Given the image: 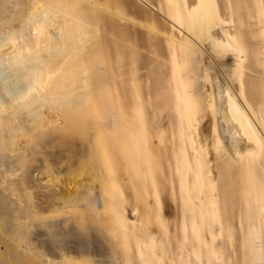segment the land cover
<instances>
[{
	"label": "bare ground",
	"instance_id": "obj_1",
	"mask_svg": "<svg viewBox=\"0 0 264 264\" xmlns=\"http://www.w3.org/2000/svg\"><path fill=\"white\" fill-rule=\"evenodd\" d=\"M88 2L95 7L99 5L97 0ZM21 3L20 0H0V20L6 19L10 24H15L7 33L0 34V47L9 43L6 50L0 48V63H7L14 71L11 80L3 77L2 83L1 79L3 88H0L8 97L4 100L0 95V264H119L123 258L129 261L131 256L127 249L136 239V231L117 211L112 216H105L102 210L106 202L104 186L118 181L121 185L129 186L137 202L144 208V213H150L142 194V187L150 186L148 171L143 168L139 174L137 170L142 164H148L150 155L148 150L146 155L145 151L141 153L142 150H136L135 143L138 141L134 142V124L139 115L136 95L122 84L119 85L120 103L115 101L117 99L113 93L107 92L110 89L105 92L102 87L98 93L99 99L94 98L90 87L94 85V88H99L100 84L88 79L87 68L82 60H78L81 52L69 56L77 46V36L87 28L84 18L74 14L68 17L69 9L67 12L64 7L61 8L62 0H29L27 10ZM166 4L168 9H172L173 25L183 35L179 39L170 35L165 37L178 47L183 60L181 70H175L182 85L178 87L174 83V86H170V83L166 85L162 81L163 84L153 75L152 88L156 101L159 102L161 98L162 106L166 105L164 114L173 112L170 120L174 121L177 117L182 133H191L198 126V121H192L191 112L187 114L188 109L184 108L188 107L186 100L189 108L198 113L197 116L202 112L209 119L212 115V121H216L211 133L214 144L217 146L219 140L222 142L224 138L229 144L223 163L233 165L234 161L240 162L242 166L237 170L240 173L246 166L242 161L247 151L257 154L264 142V131L262 125L258 124L264 119H259L257 114L255 117H258V121H254L248 112L249 109L253 112V102L261 97L264 101V71L259 72V66L264 68V61L253 59L254 65L247 66L252 73L259 74L262 80L260 91V82L257 84L255 81L258 75L252 77L255 78L253 80L242 76L247 72L244 69V61L247 60L245 47L237 40L236 33L233 35L228 30V20L223 18L217 0H167ZM238 4L235 3L232 13L233 10L235 13L242 11L241 3ZM249 5L255 9L254 12L258 8L255 13L257 21L253 24L264 27V0H250ZM254 5L256 8L252 7ZM98 64L95 62L94 67H98ZM21 80L27 82L26 86L16 87L14 83L18 84ZM8 84H13L15 89H10L12 87ZM257 104L260 107L264 105ZM167 106L173 107L174 111L168 112L170 109ZM257 111L251 113L255 115ZM161 115H157V118ZM166 115L158 121L154 115V121L148 123V132L157 136L163 133V129L167 131L163 125ZM204 116L200 123L205 120ZM198 118L195 115L194 119ZM76 138L83 148L80 164L85 165V171L82 175L86 173L89 182L68 187L64 193L57 195L53 164L55 149L60 146L69 149ZM100 141H108L110 154L115 157H112L115 168L125 171L119 173L120 180H116L112 174L106 176L109 171L102 175L106 168L109 170L110 157L106 158L100 150ZM242 141L246 144L243 145ZM144 148L146 150V145ZM103 165L105 169L101 172ZM217 178L220 182L224 179ZM244 178L240 176L237 180L242 181L241 189L240 183L229 184L232 191L239 188L240 194L245 196L250 188L253 189L252 196L245 198H253L259 204L257 207L263 213L260 221L264 229V191L257 192L255 184H251L249 178L248 181ZM193 179L203 188L197 189L199 193L195 194L196 207L192 208L196 212L191 207L188 209L203 216L206 210L214 207L212 203L216 202L213 200L220 197V192L217 191L216 196L210 184L204 182L205 179L213 180L208 163L199 166ZM246 181L251 184L246 183L248 188ZM249 248V264H264V238L255 241ZM99 251L102 252L100 258H90L92 253Z\"/></svg>",
	"mask_w": 264,
	"mask_h": 264
},
{
	"label": "rangeland",
	"instance_id": "obj_2",
	"mask_svg": "<svg viewBox=\"0 0 264 264\" xmlns=\"http://www.w3.org/2000/svg\"><path fill=\"white\" fill-rule=\"evenodd\" d=\"M28 1L20 0V2H23L21 3L22 7L26 8V10L29 6L27 4ZM97 2L99 5L95 7L88 0H62L63 6L61 8L63 9L64 7L67 12L69 9L67 16L72 17L71 15L73 14L81 16L84 18L83 22L87 27L82 35L77 36V46L69 56L76 52H81L82 56L78 57V60H82L85 68H87L88 79L100 84L99 88H94V85L90 87L94 98L98 97L102 87L105 92L110 89L107 92L113 93L114 98L117 99L115 101L120 103L121 92L119 91V85L122 84L127 86V89L134 96L136 95L135 102L139 115L138 117L136 116L134 124L136 127L134 142L138 141L141 143H135L137 146L136 150H142L141 153L145 151L144 155H146L148 150L147 152L151 158L148 156L149 161L145 165L142 164L143 161L141 160L142 165L140 164L141 167L137 168L139 174L142 173L143 168L148 171L150 180L148 185L150 186L142 187L144 192L142 194L144 195L145 203L149 205V215L144 213L142 210L144 208L137 202L133 190L129 186L121 185L118 181L114 184L107 183L104 186L106 202L102 214L112 216L113 212L117 211L127 219L131 228L137 233L136 239L132 240L129 244L130 248L127 249L131 259L128 261L123 258L119 264H249V246L255 241H262L264 238L263 222L262 220L260 221L263 213L260 212L259 204L254 202L253 198H249L250 201L247 199L252 196V188L249 187L250 192L247 191L246 193L248 194L245 196L240 194L239 188L237 191H234V189L232 191V185L235 182L240 183L239 187L241 189L243 186L241 184L242 181L240 182L241 179L237 182L241 176L245 177L244 180L247 178L251 181L253 180L250 183L255 184L257 192L264 191V142L257 154L247 151L248 153L245 154L242 161L246 163V166L243 171L241 170L240 175L239 171H237L242 166L240 162L234 161L233 165H224L226 159L224 160L223 157L228 153L226 149H229L227 138H224L225 140L223 139L222 142L219 140L217 146L214 144L211 133L213 130L212 126L216 121H212L213 116L210 115L208 119L202 112L197 116L198 113L189 108L188 100L185 101L188 107L184 108L188 109L187 114L191 112L192 121L195 123L198 121L197 130L192 131L193 133H187V131L182 133L180 124L176 120L177 117L175 116L176 119L174 118V121L172 118L170 120L173 112H165L169 116L168 119L166 115V122L164 120L163 124L167 131L163 129V133H160L162 134L161 136L157 134L158 137L156 134L153 135L148 132V123L154 121L152 120L154 119L153 116L156 115V120L162 118L163 115L165 116L164 111L167 110L165 104V107L162 106L161 98L158 100L159 102L156 101L155 90L152 88L154 76L160 79L159 82H166V85H169V83L171 84L170 86L177 84L179 87L182 85V80L177 77L179 75L177 71L179 72V68L181 70V61L183 62V60L180 58L178 47L168 42L165 37L170 35L169 37L176 36L179 39L183 35L173 25L172 20H174V17L173 14L171 15L172 9L167 8V0H97ZM246 2L245 0H217V5L222 11L223 18L228 20V27L230 28L228 30H231L232 32H230L233 35L236 33L237 40L243 43L245 47L247 60L244 61L246 66L244 69H246L247 74L243 73L242 76L252 80L256 78L257 84L260 82L258 86L260 90L262 80H260L259 74L252 73L253 71L249 70L251 68L248 69L247 66L251 65L252 67L254 60H258V58L264 61V41H262L264 39V27L253 24L257 21L255 13L258 8L254 12L255 9L250 8V0H246ZM235 3L236 5L241 3L240 9L242 11L235 13L236 11L233 10L234 12H231ZM229 5L232 7L229 8ZM226 6H228V10H226ZM252 7H255V5ZM10 8L14 7L10 6ZM230 16L233 19L232 22L231 18L228 19ZM13 24H10L6 19H1L0 34L2 32L3 34L7 33ZM258 42L259 45L257 44ZM8 45L9 43H5L2 46L3 49L0 48L6 50ZM66 53L65 51L64 54ZM95 62H99L96 68L94 67ZM0 64V88H3L2 83L4 82L2 78L6 77L11 80L12 78L10 79V77H13L14 71L7 63ZM174 65L176 66L174 67ZM173 68H175L174 71H177L173 72ZM259 68V72L264 71L261 66ZM257 75L258 78L255 77ZM250 76L251 78H249ZM7 79H4V81ZM25 83L27 82H22L21 80L18 84L14 83V85L16 87L22 86L23 88L26 86ZM206 84L209 85L210 83L206 82ZM14 85L8 84V86L12 87L10 89L13 90L15 89ZM0 91V95L3 96L4 100L5 98L7 100L8 97L3 89ZM151 91L153 94H151ZM154 96L156 102L154 101ZM261 98L257 102H253L254 104H251V106L253 107V112L258 110L262 113L257 111L253 115L250 109L248 111L254 121L258 117L259 119L262 118L261 120L264 119L262 117L264 105L260 107L257 104H264L263 97ZM167 107L170 109H168V112L174 111L173 107ZM161 108L163 110H159ZM159 112L160 114H158ZM205 113H208V111ZM259 113L261 114L259 115ZM257 114L258 117H255ZM157 115H161V117L157 118ZM195 115L197 118L199 117V120L194 119ZM200 116L205 118L202 121L203 123L199 122L202 119ZM219 119L216 118L215 120L218 122ZM172 121L173 123H171ZM258 122L262 123L263 121ZM261 123L258 124L262 125L261 127L264 131V124ZM159 137H162V139ZM100 142V150L105 153L106 158L110 157L109 160L111 162V164L109 162V170L106 168L105 172H103L105 166L101 167L102 175L109 171L106 176H109L107 174H112L116 180H120L119 173L121 171L124 173L125 171L123 169L119 171L117 167L115 168V159H113L115 157L110 154L111 145L108 141ZM242 142L243 145L246 144L244 141ZM145 145L146 150L144 148ZM243 145L241 147H244ZM81 146V141L76 138L69 149L62 146L55 149L53 164L56 182L55 193L57 195L64 193L68 187L78 186L81 182H89V179L86 178V173L82 175L85 171L83 168L85 165L80 164L83 153ZM109 154L110 156H108ZM144 155H142V158H144ZM72 156L73 158H71ZM106 158L104 161L107 160ZM207 163L209 164L210 175H212L213 180L205 179L204 182L210 184L215 194L220 192L218 193L220 197H215L213 202L216 203H212L214 207L206 210L207 212L200 216L199 212L193 213L196 212L193 211L197 202L195 194L199 193L197 189L201 188V185L199 186L194 181L193 175L199 169V166L202 167L205 164L207 165ZM230 173L231 176H229ZM234 175H238L239 178L237 179L236 177L238 176L235 177ZM217 177H222V179L224 177L225 180L223 179L220 182ZM247 181L245 185L247 183V185L251 186ZM247 185L246 187L248 188ZM188 207H191L193 212ZM262 251L264 250L262 249ZM100 252L92 253L90 258L95 256L100 258Z\"/></svg>",
	"mask_w": 264,
	"mask_h": 264
}]
</instances>
